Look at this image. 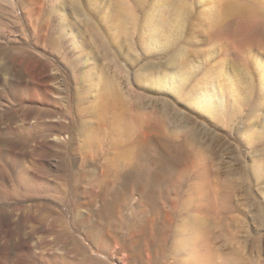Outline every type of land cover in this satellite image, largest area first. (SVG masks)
Returning <instances> with one entry per match:
<instances>
[{
    "label": "rangeland",
    "instance_id": "1",
    "mask_svg": "<svg viewBox=\"0 0 264 264\" xmlns=\"http://www.w3.org/2000/svg\"><path fill=\"white\" fill-rule=\"evenodd\" d=\"M79 1L78 11L45 0L41 21L30 4L16 16L0 9V264H124L105 253L120 211L133 217L120 238L127 264H181L175 226L161 223L169 209L179 224L199 183L211 263L264 264V0ZM164 75L180 98L146 87L144 76ZM100 77L127 99L134 134L131 160L113 169L106 161L126 141L110 146L107 121L78 109ZM187 97L216 104L220 117ZM83 121L96 132L91 148Z\"/></svg>",
    "mask_w": 264,
    "mask_h": 264
},
{
    "label": "bare ground",
    "instance_id": "2",
    "mask_svg": "<svg viewBox=\"0 0 264 264\" xmlns=\"http://www.w3.org/2000/svg\"><path fill=\"white\" fill-rule=\"evenodd\" d=\"M25 1H27V0H0V9H3V10L8 9L9 11H11L16 16V15H18V5L22 6L21 9H25L24 8L25 7L24 5L26 3ZM73 1H74V5H73L74 8L77 9V7H78L77 10L79 11L80 10L79 6L81 4L76 5L75 3L78 4L80 1L79 0H73ZM29 4H30V8H28V9H30V10H28V11L26 10V12L29 14V18H32L34 21L35 20L41 21V17H42L44 8H45V0H31L29 2ZM29 4L26 3V6L28 7ZM20 12H21V10H20ZM21 14L24 15L25 12L21 13ZM211 19H213V18H211ZM16 20H17V22H20L19 18H17ZM37 23H38L37 26L33 25V29H36L35 27L39 28V22H37ZM2 29H4V27L0 24V30H2ZM154 33H156V32H154ZM163 38H165V37H163ZM74 41H76V40H74ZM146 49H147L148 53H151L153 51V49H150V47L149 48L147 47ZM154 49H155V47H154ZM159 50H161V46H160ZM127 57H128V60L130 61L129 63H131L132 65H135L139 61V58H140L135 53H128ZM221 70L223 71V68ZM26 71L32 77H35V73L33 72V68H29V67L27 68L26 67ZM136 77H137L136 80L143 81L141 78V74L138 73L136 75ZM144 77L146 78V79H144L145 83L148 85L146 87H148L149 89L156 90V91L168 90L171 94H174L178 98L181 97V90H180L179 86L175 85L174 82H172L173 79L171 77L164 75L161 78L158 77V79L156 81H152L151 79L147 78V76H144ZM79 79H81V78H79ZM97 82H98L97 92L95 90L96 93H94V97H93L94 100L91 102V104L89 106H88V104L85 107L79 106L78 109L82 113L85 110L90 111L99 120H106L107 121V124L109 126L108 127V137H109V145L110 146L115 147V146H120L121 144L123 146V142L126 141L127 147H126V149H124V151L121 148L118 150L117 153L113 152L114 155H112V156L115 157L116 162L114 163L113 160H112V162H110L111 160L106 161V164H108L109 168L113 169L115 166H118V164H122V163L124 164L125 160H127V162L131 160V154H132L131 148L135 146L134 134H133L131 120H130L129 112H128L129 111V107H128L129 103H128L126 98L124 99L121 96V94L119 93L118 89L115 86H111L110 84L108 85L107 82H104L103 78L100 77V79ZM145 83L143 82V84H145ZM92 94H93V92H92ZM32 97L35 98L36 93H32ZM82 97H83V95H82ZM191 97H187L185 99H182V102L186 106L191 107V108L199 107L202 112H206L207 114H209L213 117H217V116L220 117L219 116L220 111L215 106L216 104L215 105L208 104V102H207V104H201V102H203V101H200L199 99L198 100L200 101V103H199V101L197 103V101H195L196 98L193 100ZM83 99H85V98H83ZM57 119H58L59 124L66 123L64 121L68 120V119H65L62 117L57 118ZM89 125H90V123L87 121L86 122L83 121L81 123V129L79 131L80 132L79 135L81 136V139L80 138L79 139L82 141L83 145L89 146V148H91L92 147L91 142L94 141L93 135L96 132H94V134H93L91 131H89L90 130ZM68 137L60 135V136H55L54 139L56 141H66ZM131 140L133 141V143L130 142ZM86 152H87V149H86ZM88 152H89V149H88ZM154 152H156V151H154ZM136 183H138V182H136ZM147 183H148V181L146 180V184ZM205 188H206V186H205ZM202 194H203V187L199 183L196 186L195 190L192 192V194L190 196L183 198L181 201L182 208L185 210V212L183 214L181 212L180 213L178 212L179 216L183 217V219L180 220L179 224L178 223L176 224V222H175L176 220H174V218L172 217L173 212L171 210L169 211V209L168 210L166 209L167 210V212H166L167 218L164 217V218H166V220H164L163 223H161L165 228L175 226V234H174L175 240L173 242V249L178 255L181 256V258H182L181 264H212L211 263L212 261L210 259V252L208 250V248H209V245L207 242L208 236L206 238L207 225H208L207 221L208 220L205 217L201 216V212H200V214L198 212L200 204H202V200L200 199ZM204 195L205 194H203V196ZM175 211H176V209H175ZM117 217H118L119 221L118 222L113 221V225H115V227H114V229L113 228L110 229V232H111V230H114L112 232V234L110 235L111 246H109V245L107 246L108 249L105 253H107L106 254L107 256L114 255L116 253L121 254L120 260L124 264H127L128 260H127L126 254L121 253L124 248H122V245H120V238L122 239V237L125 236V234L126 235L128 234L129 231L123 230V226L126 224H133V221H132L133 217L130 219L129 216H124L121 211L119 212V215ZM87 221L88 220H86V222ZM76 227H77L78 231L81 232L82 235L87 236V238H84V240L88 241L89 246L91 248H93V246L95 244L94 241H96V239L94 241L92 239V237H93V235L91 234L93 232L92 228H90V226H88L87 223H85V222H82V223L79 222ZM100 239H101V237H100ZM99 245H101V244H99ZM97 247H98V249L101 250V248L99 246H97ZM56 254L58 257H61V256L65 257L69 253L66 251H63V252H57ZM77 263L78 264H93L94 262H92V258L90 259L88 257H83V259Z\"/></svg>",
    "mask_w": 264,
    "mask_h": 264
},
{
    "label": "clouds",
    "instance_id": "3",
    "mask_svg": "<svg viewBox=\"0 0 264 264\" xmlns=\"http://www.w3.org/2000/svg\"><path fill=\"white\" fill-rule=\"evenodd\" d=\"M243 16V13L241 11H237L234 13L233 19L235 20V23H242V19H240Z\"/></svg>",
    "mask_w": 264,
    "mask_h": 264
}]
</instances>
